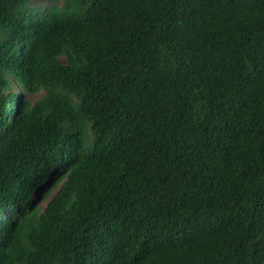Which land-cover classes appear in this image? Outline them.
<instances>
[{"label":"trees","instance_id":"trees-1","mask_svg":"<svg viewBox=\"0 0 264 264\" xmlns=\"http://www.w3.org/2000/svg\"><path fill=\"white\" fill-rule=\"evenodd\" d=\"M0 264H264V0H0Z\"/></svg>","mask_w":264,"mask_h":264},{"label":"rangeland","instance_id":"rangeland-1","mask_svg":"<svg viewBox=\"0 0 264 264\" xmlns=\"http://www.w3.org/2000/svg\"><path fill=\"white\" fill-rule=\"evenodd\" d=\"M37 3H38V2H36V4H37ZM39 3H41V2H39ZM40 94H41V92H38L37 94H31V95H28V96H25V95H24V97H25V98H28V99H30V100L33 101V100H35ZM37 200H38V202L41 201L40 198H38ZM40 205H44V203L41 202Z\"/></svg>","mask_w":264,"mask_h":264}]
</instances>
